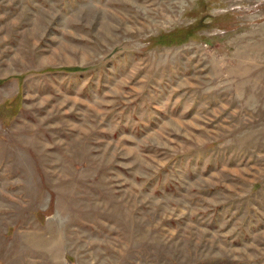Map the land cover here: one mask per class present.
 <instances>
[{"label":"rangeland","instance_id":"obj_1","mask_svg":"<svg viewBox=\"0 0 264 264\" xmlns=\"http://www.w3.org/2000/svg\"><path fill=\"white\" fill-rule=\"evenodd\" d=\"M0 264H264V0H0Z\"/></svg>","mask_w":264,"mask_h":264}]
</instances>
